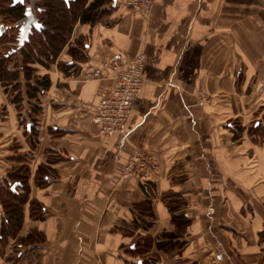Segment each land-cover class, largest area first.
<instances>
[{
  "label": "crops",
  "instance_id": "obj_1",
  "mask_svg": "<svg viewBox=\"0 0 264 264\" xmlns=\"http://www.w3.org/2000/svg\"><path fill=\"white\" fill-rule=\"evenodd\" d=\"M14 1L25 5L24 18L5 26L0 17V34H17L7 44L16 47L11 70L39 26L38 0ZM72 29L70 40L83 39L86 58L71 60L66 45L57 58L73 61L75 72L32 64L51 80L39 110L26 97L22 70L18 102L13 82L0 80V181L23 164L29 172L22 220L0 242V264H264V0H153L147 12L113 2L94 23ZM139 52L141 89L126 131L104 137L72 99L97 102L111 91L112 73H83L103 58L125 64ZM135 145L157 162L142 182L120 178ZM43 163L52 177L37 186ZM166 191L184 198L190 218L172 239L164 235L176 230ZM146 198L153 218L142 226L149 218L134 204ZM31 199L45 206L43 218L30 215ZM3 208L0 201V224ZM31 233V243L17 242ZM144 236L165 246L134 252Z\"/></svg>",
  "mask_w": 264,
  "mask_h": 264
},
{
  "label": "trees",
  "instance_id": "obj_2",
  "mask_svg": "<svg viewBox=\"0 0 264 264\" xmlns=\"http://www.w3.org/2000/svg\"><path fill=\"white\" fill-rule=\"evenodd\" d=\"M113 0H38L36 1L39 26L31 28L25 41L19 48V61L14 62V68L9 69L7 65L11 62L12 55L15 54L16 47L7 45L16 40V33L2 32L0 34V44L3 50L0 49V80L4 84H11V88L16 89L13 96L15 101H20L19 83L14 82L18 78V71L22 70L26 81V97L35 101L32 103L33 111L39 110L38 95L50 86L51 80L48 75H38L35 72V67L32 64H42L49 67L56 62L59 70L69 73L75 72L77 67L73 61H82L85 57V43L80 37L70 40L72 27L75 22L94 23L99 17L108 12L111 8ZM25 5L14 0H0V17L1 22L5 26L17 23L24 18ZM68 46L67 52L73 61H62L58 59L61 50ZM23 121V119H21ZM35 118L29 120L28 130L35 133ZM27 127V123H24ZM52 133L56 134L61 129L54 127L50 128ZM28 169L26 165L20 167L14 172L9 173L0 181V201L3 204V214L0 224V242L6 239L8 234H16V228L21 223V207L27 199L29 186L27 183ZM52 168L49 164L43 163L38 166L35 174V184L43 186L47 184L52 177ZM13 185L14 188L12 187ZM23 189V192L19 191ZM5 194V195H3ZM168 211H170V221L176 226V230L172 233H164L169 239L178 237L190 222V218L185 214L182 208L185 206V201L180 194L173 191L162 193ZM134 208L139 212L146 214L149 219H143L140 223L142 226H149L153 218L151 210V200L144 199L142 202L134 204ZM46 208L37 200H30V215L34 218H43ZM33 234L26 237L18 238L17 242L22 245L31 243ZM155 243L156 246L164 247L162 239H155L150 236H144L142 241H134L133 251L145 253L149 246Z\"/></svg>",
  "mask_w": 264,
  "mask_h": 264
},
{
  "label": "built area",
  "instance_id": "obj_3",
  "mask_svg": "<svg viewBox=\"0 0 264 264\" xmlns=\"http://www.w3.org/2000/svg\"><path fill=\"white\" fill-rule=\"evenodd\" d=\"M127 11L147 12L153 0H113ZM144 52H139L123 63L120 57L103 58L96 66L83 73L84 78L97 79L112 73L113 87L108 94L102 95L97 102L72 99L73 106L84 116L92 119L102 136L125 133L126 120L134 97L140 92L142 62ZM128 159L122 165L121 179L145 180L150 171L156 170L157 162L143 147L133 146Z\"/></svg>",
  "mask_w": 264,
  "mask_h": 264
},
{
  "label": "water",
  "instance_id": "obj_4",
  "mask_svg": "<svg viewBox=\"0 0 264 264\" xmlns=\"http://www.w3.org/2000/svg\"><path fill=\"white\" fill-rule=\"evenodd\" d=\"M3 24H1L0 23V31H2L3 30ZM26 28H27V26H26V24H25V26L23 27V31L25 32V30H26ZM14 186V185H13ZM14 188V187H13Z\"/></svg>",
  "mask_w": 264,
  "mask_h": 264
},
{
  "label": "rangeland",
  "instance_id": "obj_5",
  "mask_svg": "<svg viewBox=\"0 0 264 264\" xmlns=\"http://www.w3.org/2000/svg\"><path fill=\"white\" fill-rule=\"evenodd\" d=\"M3 46L2 45H0V49L2 48Z\"/></svg>",
  "mask_w": 264,
  "mask_h": 264
}]
</instances>
